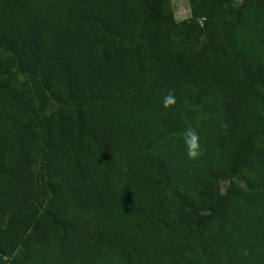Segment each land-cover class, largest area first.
<instances>
[{"label":"trees","instance_id":"1","mask_svg":"<svg viewBox=\"0 0 264 264\" xmlns=\"http://www.w3.org/2000/svg\"><path fill=\"white\" fill-rule=\"evenodd\" d=\"M171 1L0 0V264H264V0Z\"/></svg>","mask_w":264,"mask_h":264},{"label":"clouds","instance_id":"2","mask_svg":"<svg viewBox=\"0 0 264 264\" xmlns=\"http://www.w3.org/2000/svg\"><path fill=\"white\" fill-rule=\"evenodd\" d=\"M175 97L171 94H169L167 97H165L163 106L165 108H168L170 105L175 104ZM185 145L187 148V155L190 159H196L199 156V137L198 135L192 131L189 130L186 133L185 137Z\"/></svg>","mask_w":264,"mask_h":264},{"label":"rangeland","instance_id":"3","mask_svg":"<svg viewBox=\"0 0 264 264\" xmlns=\"http://www.w3.org/2000/svg\"><path fill=\"white\" fill-rule=\"evenodd\" d=\"M169 5L175 21H185L191 17V3L188 0H172Z\"/></svg>","mask_w":264,"mask_h":264},{"label":"built area","instance_id":"4","mask_svg":"<svg viewBox=\"0 0 264 264\" xmlns=\"http://www.w3.org/2000/svg\"><path fill=\"white\" fill-rule=\"evenodd\" d=\"M235 1H237V2H238V1H240V0H235Z\"/></svg>","mask_w":264,"mask_h":264}]
</instances>
